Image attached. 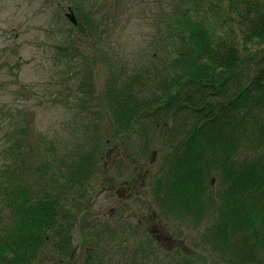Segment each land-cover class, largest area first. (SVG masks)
I'll list each match as a JSON object with an SVG mask.
<instances>
[{
    "label": "trees",
    "instance_id": "trees-1",
    "mask_svg": "<svg viewBox=\"0 0 264 264\" xmlns=\"http://www.w3.org/2000/svg\"><path fill=\"white\" fill-rule=\"evenodd\" d=\"M176 1L169 30L165 38L159 37L164 40L160 55H152L159 67L126 74L116 66L119 69L113 71L114 62L104 54L111 69L100 102L107 108V127L102 133L96 125L91 132L83 130L89 145L77 143L66 154H56L53 142L31 135L29 121L8 133L2 147L7 162L0 165V216L4 212L8 219L0 226V264H32L46 245L61 255L70 254V226L81 209L66 201L88 190L101 143L134 132L143 135L142 121L151 117L161 137L171 133L175 141L181 133L163 157V178L153 189L161 213L191 220L194 226L212 213L215 218L202 239L222 264H264V154L242 162L233 159L246 138L253 147L264 145L261 116L253 115L248 106L254 99L250 91L264 90V0H205L201 18H191L189 11L202 0H192L191 6L189 0ZM85 6L87 0L73 1L76 24L70 32L93 42L99 29L94 12ZM253 44L256 49L251 50ZM82 58V65L96 62L94 54ZM249 65L253 70L246 85L231 91ZM85 84L92 85L89 77L77 88L84 95L83 104L94 92ZM179 105L173 114L185 115L171 118L169 111ZM211 161L225 186L209 196L202 180L212 174Z\"/></svg>",
    "mask_w": 264,
    "mask_h": 264
},
{
    "label": "rangeland",
    "instance_id": "rangeland-1",
    "mask_svg": "<svg viewBox=\"0 0 264 264\" xmlns=\"http://www.w3.org/2000/svg\"><path fill=\"white\" fill-rule=\"evenodd\" d=\"M73 1L82 2V0H0V165L7 162L5 159L8 153L2 147L6 145L8 133L16 131L19 126L26 124V121H29L31 135L53 142L51 143L54 145L53 151L59 155L66 154L77 143L89 145L82 134L83 130L86 133L91 132L92 126L96 125L98 130L96 128L95 130L98 133L105 131L107 117L104 110L107 108L100 102L111 69L105 63L104 54L106 60L114 62L115 67H111L113 71L123 67L126 74L132 70L145 71L160 66L155 56L160 55L161 44L165 38L163 33L169 30L167 24L172 14L176 12L178 1L87 0V6L84 8L94 12L99 29V36L93 42L82 39L80 35L76 37V30L70 32L71 23L64 13L68 6L72 7ZM204 1L202 0L200 7L190 9L191 18H201ZM189 2L191 6L192 0ZM212 22L213 20H208V23ZM218 30L220 31L218 33L224 32L220 27ZM161 34L163 38H159ZM76 40L81 41L80 45H76ZM154 41L158 43H153ZM169 41L167 39V42ZM250 47L251 50L256 49L254 44ZM153 53L155 56H152ZM82 54H94L95 64L88 62L80 64ZM83 66L89 72V76ZM252 69L250 66L241 70L239 83L236 86L233 84L231 91L236 92L241 89L239 86L246 85ZM88 77L92 84L90 88L94 92L89 93L83 104L81 96L84 95L77 91V88L83 81H87ZM84 88L90 89L86 84ZM249 94L254 98L248 103L250 112L253 115L259 113L261 116L259 124L264 125V90H251ZM258 103L261 105L260 109ZM181 106H173L169 111L171 118L185 115L183 111H179L178 115L173 114L174 110ZM89 116L95 119H90ZM154 119L151 117L150 120L142 121L143 129L145 128L143 135L134 132L117 140L109 137L108 142L100 144L98 166L90 179V190L102 189V185H105L104 177L125 179L133 175L140 166L147 165L150 173H145L144 188L153 191L156 181L163 178V157L170 151L171 144L181 137V133L177 134L175 141L171 133L161 137L160 128L155 125ZM169 120L167 118L168 126ZM253 122L250 123V127L253 126ZM253 146L247 138L243 140L242 145L238 146L233 154L234 161L253 160L264 154V145L261 148ZM208 168L212 174L202 180V185L207 189L206 193L215 194L225 186V183L220 181L215 162L211 161ZM19 169L23 170V167ZM66 202L70 204V201ZM133 209L134 207L128 206V210L123 214ZM154 210L157 216L155 222L157 237L171 236L174 239V247H181L183 253L178 254V257L182 262L222 264L218 253L212 251L210 245L204 243L202 239L205 228L215 218L214 214L207 215L199 225L194 226L191 220L180 221L173 216H164L157 203L154 204ZM106 220L108 231H103L96 244L92 242L91 251L102 250L100 256L103 257L105 264H112L117 261L115 231L117 225L113 219ZM7 222V215L2 212L0 226ZM71 236V248L77 246L82 251L83 245H80L77 228L71 231ZM170 243L168 241L167 244L171 245ZM57 252L53 246L46 245L40 254L41 257L32 264H68L69 254H60L61 263L56 259ZM168 259L169 257L165 258L167 264L175 263L176 259Z\"/></svg>",
    "mask_w": 264,
    "mask_h": 264
},
{
    "label": "flooded vegetation",
    "instance_id": "flooded-vegetation-1",
    "mask_svg": "<svg viewBox=\"0 0 264 264\" xmlns=\"http://www.w3.org/2000/svg\"><path fill=\"white\" fill-rule=\"evenodd\" d=\"M145 173H150L147 165L140 166L133 175L125 179L104 177L105 185H102V189L76 192L77 198L73 201L68 200L70 204L74 203L81 209L70 229L71 231L74 228L78 229L80 245H83L82 251L80 247L73 246L67 260L68 264L95 262L105 264L103 257L100 256L102 250L92 252L91 244L92 242L96 244L103 231H108L106 219H113L117 225L115 229L117 261L112 264H167L166 257H169L168 260L176 259L174 264H187L178 257V254L183 252L181 247H174V239L171 236L157 237L155 228L157 216L154 210L156 194L144 188ZM128 206L134 207L133 210L136 212L132 210L123 214L128 210ZM168 241L171 245L167 244ZM59 252L60 250L56 254V259L62 263Z\"/></svg>",
    "mask_w": 264,
    "mask_h": 264
},
{
    "label": "water",
    "instance_id": "water-1",
    "mask_svg": "<svg viewBox=\"0 0 264 264\" xmlns=\"http://www.w3.org/2000/svg\"><path fill=\"white\" fill-rule=\"evenodd\" d=\"M65 16L70 20L72 24H76V18L72 10L69 9V11L65 13Z\"/></svg>",
    "mask_w": 264,
    "mask_h": 264
}]
</instances>
